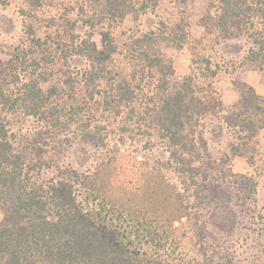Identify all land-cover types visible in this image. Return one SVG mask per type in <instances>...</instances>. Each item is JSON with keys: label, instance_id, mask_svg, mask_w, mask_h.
<instances>
[{"label": "trees", "instance_id": "trees-1", "mask_svg": "<svg viewBox=\"0 0 264 264\" xmlns=\"http://www.w3.org/2000/svg\"><path fill=\"white\" fill-rule=\"evenodd\" d=\"M43 1L0 51V264H237L257 185L232 161L253 160L264 96L236 80L227 108L216 81L235 61L264 70V0H218L204 26L237 56L195 55L182 77L166 49L183 26L139 24L157 0H77L41 31ZM128 18L126 40L107 32L100 50L97 27Z\"/></svg>", "mask_w": 264, "mask_h": 264}, {"label": "rangeland", "instance_id": "rangeland-1", "mask_svg": "<svg viewBox=\"0 0 264 264\" xmlns=\"http://www.w3.org/2000/svg\"><path fill=\"white\" fill-rule=\"evenodd\" d=\"M157 1L158 7L156 12L147 14L139 24L142 28L147 29L146 20L147 18H151L153 24L157 23L158 20H162L171 27L181 24L186 30L188 39L183 45L175 42L173 47L166 49L167 55L174 60L178 77L190 73L191 59L195 55L201 57L212 55L213 61L219 62L225 68L226 66L222 64L223 62L229 65L227 63L235 59L237 56L236 43L230 42L228 45L223 43L218 45L217 31L210 32L204 26L205 21L210 22V18L217 16L218 0H197L196 2H191L188 6L179 5L175 0ZM76 2L77 0L43 1L44 7L39 10V26H41V31L47 30V21L43 22V20L59 16L64 12L63 8L66 5L75 4ZM28 3L29 0H0V51L7 46L16 45L21 41L23 30L20 11L22 8H29L30 5ZM75 14L76 12L71 16L75 17ZM134 25L135 23L130 18L116 27L109 26L108 24L100 25L95 31L94 40L98 48L102 50L105 43V35L107 32H111L118 42L122 43L126 40L131 27ZM234 65L236 67L227 66V69L230 71L223 69L216 81L217 88L227 108L239 99V92L234 86L236 80L248 83L256 89L259 95L264 96V70L259 71L257 69L242 73L238 67L239 62L235 61ZM222 137H210L213 147L218 146L223 141ZM133 150H135V146H130L129 152ZM254 151L255 154L250 163L246 158L239 157L232 161V169L238 175V178L242 176L248 177L250 182L249 188L252 191H254L252 182L257 185L256 193H251L249 196L251 201H253L251 213H248L246 209L244 217L240 219L237 226L240 236L237 244L239 248L237 264H264V131L261 133L259 144L255 146ZM130 154L132 155L134 152ZM131 155L129 159H132ZM137 167L140 174L139 178H141L143 168L141 164ZM149 178L147 175L144 177V183H142L143 191L146 189V183H148ZM3 218L4 214L0 210V222H2Z\"/></svg>", "mask_w": 264, "mask_h": 264}]
</instances>
